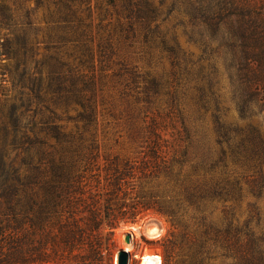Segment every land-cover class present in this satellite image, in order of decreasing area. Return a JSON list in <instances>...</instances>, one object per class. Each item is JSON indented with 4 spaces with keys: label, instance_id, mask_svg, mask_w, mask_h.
Returning a JSON list of instances; mask_svg holds the SVG:
<instances>
[{
    "label": "trees",
    "instance_id": "16d2710c",
    "mask_svg": "<svg viewBox=\"0 0 264 264\" xmlns=\"http://www.w3.org/2000/svg\"><path fill=\"white\" fill-rule=\"evenodd\" d=\"M35 3H0V264H101L151 207L183 231L182 264H264V0ZM108 117L168 178L156 206L101 150Z\"/></svg>",
    "mask_w": 264,
    "mask_h": 264
},
{
    "label": "rangeland",
    "instance_id": "374dc122",
    "mask_svg": "<svg viewBox=\"0 0 264 264\" xmlns=\"http://www.w3.org/2000/svg\"><path fill=\"white\" fill-rule=\"evenodd\" d=\"M3 1L0 0V3ZM29 4L34 7L36 5L35 0H29ZM48 15L46 7L39 6L35 18L43 26L42 20L48 18ZM4 33L5 29L0 27V42ZM195 52L199 54L198 50H195ZM130 58L139 67H146L148 64L145 57L131 55ZM4 60L3 57H0V67L4 64ZM221 71L225 74L222 65ZM100 121L102 122V120ZM105 121H108V124H105ZM128 128L127 123L120 118L108 117L103 120L98 128L101 150L110 152L112 155L116 154L121 160L133 165L134 178L130 184L124 186L125 189L132 191L133 196L138 195L144 202L156 206L154 202H162L166 191L169 189L170 184H166L168 178L162 171L156 173V177L152 174L148 175L145 166L154 162L155 157L149 152L147 144H141L142 140L139 137H131ZM196 149L201 151L199 148ZM165 155L162 157L168 159L171 157V154ZM154 208L156 207L143 211L135 222H122L118 225L114 230L110 243L102 246L101 264H116L118 250L126 249V247H128L129 254L128 264H140L143 256L147 254L161 257V264H182L189 252L186 237L181 229L172 228L165 215ZM216 212L214 220L218 221L219 212L218 210ZM133 227H136V230ZM130 231L134 232L133 236L129 243H125L124 236ZM232 261L233 259L230 258L222 261L216 257L208 264H231Z\"/></svg>",
    "mask_w": 264,
    "mask_h": 264
},
{
    "label": "water",
    "instance_id": "95a60500",
    "mask_svg": "<svg viewBox=\"0 0 264 264\" xmlns=\"http://www.w3.org/2000/svg\"><path fill=\"white\" fill-rule=\"evenodd\" d=\"M130 239H131V234L129 233L124 236L125 243H129ZM128 260H129L128 250L126 249L118 250L116 264H128Z\"/></svg>",
    "mask_w": 264,
    "mask_h": 264
},
{
    "label": "bare ground",
    "instance_id": "6f19581e",
    "mask_svg": "<svg viewBox=\"0 0 264 264\" xmlns=\"http://www.w3.org/2000/svg\"><path fill=\"white\" fill-rule=\"evenodd\" d=\"M133 229L136 230V227H133ZM133 231V230H132ZM128 232L129 234H131V237L133 236L134 232ZM155 231V230H154ZM136 232V231H135ZM157 232V231H155ZM163 232V231H162ZM127 233V234H128ZM138 233V232H137ZM137 235V234H136ZM130 247V245H129ZM132 247V246H131ZM128 249V247H126V250ZM161 257L157 256V255H153V254H147L145 256H143V258L141 259V263L140 264H161Z\"/></svg>",
    "mask_w": 264,
    "mask_h": 264
}]
</instances>
